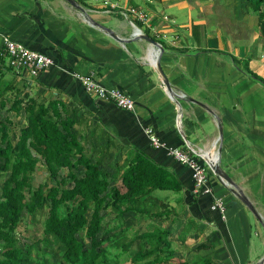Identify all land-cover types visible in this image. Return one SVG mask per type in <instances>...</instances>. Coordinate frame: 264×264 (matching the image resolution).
<instances>
[{
	"label": "crops",
	"instance_id": "1",
	"mask_svg": "<svg viewBox=\"0 0 264 264\" xmlns=\"http://www.w3.org/2000/svg\"><path fill=\"white\" fill-rule=\"evenodd\" d=\"M121 4L146 14L138 26L161 44L162 52L134 35L128 19L117 12L89 15L125 43L86 22L65 0H0V47L3 37H9L53 60L36 76L6 71L0 60V79L5 82L1 88L11 90L0 100L5 102L3 108L0 105V120L5 116L25 120L22 111L16 116L14 109L7 110L17 97L57 104L63 117L66 108L75 121L72 132L85 148L106 151L102 169L117 170L128 158L140 155L182 187L152 193L176 210L169 239L178 256L256 264L264 255V228L204 158L215 159L221 147L220 166L264 219V85L249 77L244 66L247 59L250 69L264 77V41L257 16L243 0H121ZM157 58L175 97L162 81ZM88 74L101 85L126 92L134 109L87 93L78 75ZM146 127L166 146L185 149L206 165L212 194H192L190 169L154 145ZM79 169L83 172L82 166ZM119 181L115 178L111 184ZM215 198L224 202L223 214L211 209Z\"/></svg>",
	"mask_w": 264,
	"mask_h": 264
},
{
	"label": "trees",
	"instance_id": "2",
	"mask_svg": "<svg viewBox=\"0 0 264 264\" xmlns=\"http://www.w3.org/2000/svg\"><path fill=\"white\" fill-rule=\"evenodd\" d=\"M243 2L257 16L264 41V0ZM247 61L246 74L264 85ZM4 83L0 79V100L11 91L1 88ZM13 109L25 120H0V264H122V258L130 264H219L177 255L169 239L176 210L152 193L182 187L163 169L137 155L117 170H104L106 151L93 153L77 139L71 111L63 107V117L57 104L22 97L7 110ZM38 167L48 174L34 187ZM115 178L119 183L111 184ZM156 218L165 222L159 225ZM185 238L180 236L182 243Z\"/></svg>",
	"mask_w": 264,
	"mask_h": 264
},
{
	"label": "built area",
	"instance_id": "3",
	"mask_svg": "<svg viewBox=\"0 0 264 264\" xmlns=\"http://www.w3.org/2000/svg\"><path fill=\"white\" fill-rule=\"evenodd\" d=\"M94 1L96 4L89 5L88 7H84L80 2L79 3L88 11V13L109 14L117 12L128 19L129 23L134 28V35L137 36L143 33L138 26V22L146 21V14L143 11L133 6L125 8L122 6L121 0ZM2 43L3 45L0 47V60L2 59L7 66L12 67L13 69L23 70L31 76H36L40 71L48 68L53 63L50 56L32 50L9 37H3ZM78 76L87 93L98 99L112 102L122 109H134L133 99L120 88L101 85L94 79L93 74ZM144 132L154 145L165 148L168 155L190 169L193 182L191 191L193 195L212 194V189L208 182L206 165L200 162L196 155H192V153L182 148L166 146L165 143L161 142L154 134L152 128L146 127L144 128ZM211 209L218 210L223 214L225 208L222 199L215 198L214 202L211 204Z\"/></svg>",
	"mask_w": 264,
	"mask_h": 264
},
{
	"label": "water",
	"instance_id": "4",
	"mask_svg": "<svg viewBox=\"0 0 264 264\" xmlns=\"http://www.w3.org/2000/svg\"><path fill=\"white\" fill-rule=\"evenodd\" d=\"M65 1H67L69 4H71L74 8H76L80 12V14L84 17L86 22H88L89 24L96 26L99 29H101L102 31L106 32L108 35H110L116 41L121 42V43L126 42V39L118 36L112 29L102 25L101 23H99L98 21L93 19L89 15L88 11L78 1H76V0H65ZM137 37H140L141 39L146 40L148 43H150L153 46V48L155 50L159 49L160 52L163 51V47L161 46V44L158 43L154 38L148 36L147 34L142 33V34L137 35ZM156 67H157V69L161 75L162 81H163L167 91L169 92L170 95L175 97L176 95L174 94L168 79L166 78V76L164 75V73L160 67L158 58L156 59ZM191 100H194V99H191ZM221 137H222V126L220 123H218V140ZM220 151H221V147L219 146L215 159L204 158L206 164L208 165V167L210 168L212 173L216 177H218V179L221 180L225 185H227L229 187L230 191L249 209V211L254 215V217L261 223V225L264 228V219L259 214L258 210L254 206L252 201L248 198V196L244 193V191L240 187H238V185L232 180V178L228 175V173H226L222 169V167L220 166V164H219V153H220ZM256 264H264V255L256 262Z\"/></svg>",
	"mask_w": 264,
	"mask_h": 264
},
{
	"label": "rangeland",
	"instance_id": "5",
	"mask_svg": "<svg viewBox=\"0 0 264 264\" xmlns=\"http://www.w3.org/2000/svg\"><path fill=\"white\" fill-rule=\"evenodd\" d=\"M79 1L84 7H88L89 5H95L96 2L94 0H77ZM250 68V67H249ZM252 70V69H251ZM246 72V70H245ZM255 72V71H254ZM258 74V73H257ZM261 74V73H260ZM259 74V75H260ZM248 75V74H247ZM249 76V75H248ZM250 77V76H249ZM251 79V78H250ZM256 81V80H255ZM2 120V119H1ZM77 173L81 174L82 170L81 169H77ZM47 171L45 170L44 167H38L35 171V173L33 174V178L31 180V184L36 187L38 184L43 183L46 179L47 176ZM157 193L163 194L164 192H160L159 190H157ZM159 195V194H158ZM42 218H44V215L42 216ZM25 221V220H24ZM24 221L21 222L19 224V228L21 229L24 226ZM26 221H28V219H26ZM38 227V225L36 226ZM261 230L264 232V230L261 228ZM18 236V235H17ZM86 245L88 244V241L86 240L84 242ZM134 250V247H132V249L130 250V253ZM122 264H130V262L126 259V258H122Z\"/></svg>",
	"mask_w": 264,
	"mask_h": 264
},
{
	"label": "bare ground",
	"instance_id": "6",
	"mask_svg": "<svg viewBox=\"0 0 264 264\" xmlns=\"http://www.w3.org/2000/svg\"><path fill=\"white\" fill-rule=\"evenodd\" d=\"M213 190V189H212Z\"/></svg>",
	"mask_w": 264,
	"mask_h": 264
}]
</instances>
